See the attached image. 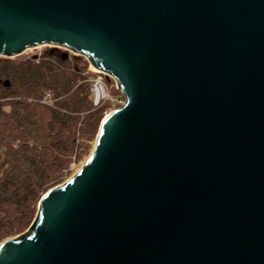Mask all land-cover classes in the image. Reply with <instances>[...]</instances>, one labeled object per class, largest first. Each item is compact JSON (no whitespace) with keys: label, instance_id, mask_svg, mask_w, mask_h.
I'll return each mask as SVG.
<instances>
[{"label":"water","instance_id":"95a60500","mask_svg":"<svg viewBox=\"0 0 264 264\" xmlns=\"http://www.w3.org/2000/svg\"><path fill=\"white\" fill-rule=\"evenodd\" d=\"M47 45L124 103L0 264H264V0H0V57Z\"/></svg>","mask_w":264,"mask_h":264},{"label":"trees","instance_id":"16d2710c","mask_svg":"<svg viewBox=\"0 0 264 264\" xmlns=\"http://www.w3.org/2000/svg\"><path fill=\"white\" fill-rule=\"evenodd\" d=\"M68 64L63 57L60 67L0 59V241L20 231L42 196L82 159L76 140L82 113H88L86 134L99 129L102 111L94 109L92 84ZM47 92L52 106L39 102Z\"/></svg>","mask_w":264,"mask_h":264},{"label":"rangeland","instance_id":"374dc122","mask_svg":"<svg viewBox=\"0 0 264 264\" xmlns=\"http://www.w3.org/2000/svg\"><path fill=\"white\" fill-rule=\"evenodd\" d=\"M63 54L69 55V58H68L69 64L68 65H70L71 69L74 67H77L82 72V76L84 78H90L91 76L96 75V73L92 71L91 65L87 62L85 57L77 55L73 52L67 51L66 49L60 48V47H54V46H48V45L47 46H39L37 48L29 49L19 56H16L13 58L0 57V59L5 60V61H9L12 63H17V62H22V61H27V60L33 61L36 64H39L42 62H51V63L56 64L58 67H60ZM103 77L107 83L109 92L112 95V100L116 103L117 101L122 99L123 96H122L121 92L117 89L116 83L114 82V80L111 77L106 76V75L105 76L103 75ZM48 93L51 94L50 92H47L46 94H48ZM46 94H45V96H46ZM51 96H52V94H51ZM43 99L41 101H43ZM52 99H53V97H52ZM41 101H39V102L41 104H44ZM52 102L54 103V99ZM45 105H47V104H45ZM121 105L122 104L112 105L111 103L106 102V103H103L99 108H94V109H96V110L101 109V111H102L101 122H102L103 119L108 114H110L114 109L120 107ZM49 106H52V104H50ZM87 115H88V113H82L80 123L78 125V128L82 129V131L78 132L77 136H76L77 144L79 146L80 145L82 146V152L85 151V154L82 156V159L80 161L74 160L71 163L68 171L66 172V176L64 177V179L62 180V182L59 185L65 183L74 174H76V172L82 167V165L84 164V162L86 161V159L88 158V156L90 155V153L94 147L99 129L97 131V134H94V136H92V137H91V135L86 134L85 129L88 128L87 122H86V118H87L86 116ZM101 122H100V125H101ZM99 128H100V126H99ZM37 211H38V205L36 208L35 215L32 216L31 219L28 220V222H24L22 224V229L17 233H14L12 235H9V236L3 238L0 241V244L6 239L15 238V237H18V236L26 233L29 230V228L31 227L32 223L34 222Z\"/></svg>","mask_w":264,"mask_h":264},{"label":"built area","instance_id":"2783aa9c","mask_svg":"<svg viewBox=\"0 0 264 264\" xmlns=\"http://www.w3.org/2000/svg\"><path fill=\"white\" fill-rule=\"evenodd\" d=\"M91 69L94 72L92 67H91ZM95 73H96V75L91 76L89 78V81L92 84L91 92H92V99H93L94 108H99L103 103H106V102H109L112 105H119V104L123 105V103H124L123 98L120 99L119 101H117L116 103L112 100V95L110 94L107 83L103 77V75L105 76L106 74H104L102 72H99V73L95 72ZM52 101H53L52 96H51V94L48 93V94H46L43 101H41V102L44 104H47V105H50V104L53 105ZM116 109H114V110H116Z\"/></svg>","mask_w":264,"mask_h":264},{"label":"bare ground","instance_id":"6f19581e","mask_svg":"<svg viewBox=\"0 0 264 264\" xmlns=\"http://www.w3.org/2000/svg\"><path fill=\"white\" fill-rule=\"evenodd\" d=\"M93 68V67H92ZM94 72L99 73L100 71H98L97 69L93 68ZM109 115V114H108Z\"/></svg>","mask_w":264,"mask_h":264},{"label":"flooded vegetation","instance_id":"af4514ba","mask_svg":"<svg viewBox=\"0 0 264 264\" xmlns=\"http://www.w3.org/2000/svg\"><path fill=\"white\" fill-rule=\"evenodd\" d=\"M67 55H68V54H67ZM68 58H69V55H68L67 59H68ZM67 59H66V60H67Z\"/></svg>","mask_w":264,"mask_h":264}]
</instances>
